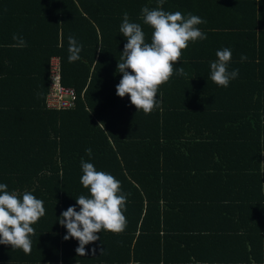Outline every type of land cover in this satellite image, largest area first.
Returning <instances> with one entry per match:
<instances>
[{
  "label": "trees",
  "instance_id": "16d2710c",
  "mask_svg": "<svg viewBox=\"0 0 264 264\" xmlns=\"http://www.w3.org/2000/svg\"><path fill=\"white\" fill-rule=\"evenodd\" d=\"M253 3L249 24L228 10L234 26H197L205 42H189L174 65L188 75L174 71L145 114L116 95L127 43L119 28L126 12L150 43L141 9L158 0H0V184L21 198L31 192L45 208L32 225L31 253L0 244V264H264V13ZM200 4L212 23L226 11L225 0L160 7L202 18ZM13 35L27 46L13 47ZM69 36L82 45L72 63ZM225 48L238 76L221 87L210 63ZM53 57L75 94L70 109L45 107ZM82 160L113 175L127 195L125 230L97 233L84 257L58 223L68 207L79 211L80 195L90 196Z\"/></svg>",
  "mask_w": 264,
  "mask_h": 264
},
{
  "label": "clouds",
  "instance_id": "9594fccd",
  "mask_svg": "<svg viewBox=\"0 0 264 264\" xmlns=\"http://www.w3.org/2000/svg\"><path fill=\"white\" fill-rule=\"evenodd\" d=\"M163 3L164 0H158L157 8L141 9L143 24L153 30L150 43L145 41L141 25L130 22L126 12L119 28L127 43L121 54V62L117 64L122 78L116 86V95L120 98L128 96L131 105L145 114L159 106L157 92L161 85L169 81L174 71L180 76L188 75L183 67L174 69V65L189 42L206 39V34L197 27L206 23L205 20L190 13L185 17L179 11H163L160 7ZM13 40L16 41L13 47L27 46L23 37L13 35ZM68 44V62L72 63L80 59L82 45L72 36L68 37ZM231 56V50L225 48L217 51V60L210 63V79L218 86L227 87L238 76V69L228 70ZM246 59V56L241 57L242 61ZM86 153L91 155V149H87ZM81 168L83 175L80 183L88 189L90 196L80 195L76 199L79 211L75 207H68L61 213L58 223L67 231L63 239L77 240V256L84 257L87 254L85 246L100 239L97 233L119 234L125 230L127 195L121 193V182L113 175L97 171L92 163L83 160ZM44 215L41 199L28 191L21 198L15 192L9 193L6 184H0V244L30 254V237L35 234L32 225ZM95 251L91 250L93 254Z\"/></svg>",
  "mask_w": 264,
  "mask_h": 264
},
{
  "label": "crops",
  "instance_id": "0c3cea01",
  "mask_svg": "<svg viewBox=\"0 0 264 264\" xmlns=\"http://www.w3.org/2000/svg\"><path fill=\"white\" fill-rule=\"evenodd\" d=\"M264 1V0H263ZM225 2H226V11L225 12H223V13H221V14H219L218 12V14L220 15V19H221V17H222V23L220 24V19H218V20H216V22L215 23H212V20H211V12L209 13V11H210V8H208L207 6H205V5H201L200 4V6H198V5H196L195 7H194V10H196V11H200V13H201V15L203 14V17H202V19L203 20H205L206 21V23H203V24H200V25H198L200 28H202L203 26H205V28H209V29H211V27L212 26H224V30L226 29V27L227 26H234L235 25V23H237L238 25H246V24H249V22L247 23V19H248V17H249V12H248V10H249V5L247 4V0H225ZM262 1L261 0H254V11L257 13V11L259 10V11H262L263 13H264V4H263V7H261V5H260V3H261ZM180 3V2H179ZM178 3V4H179ZM186 4V3H185ZM191 6L193 7V3L191 4ZM236 8H235V7ZM228 10H230L231 11V13H230V11L228 12ZM205 13V14H204ZM227 13H230V14H234L235 16V18H236V21H235V23H234V21H232L231 19H229V20H226V16H229L230 14H227ZM260 24L259 25H262L263 26V28H264V18H261L260 19ZM201 31H202V29H200ZM205 31V30H204ZM257 31V30H256ZM258 33L259 32H256V34H255V38L257 39V37H258ZM196 42H198V45H197V48L203 43V42H205L204 40H200V42H199V40H197ZM250 55V54H249ZM233 56V55H232ZM48 109V108H47Z\"/></svg>",
  "mask_w": 264,
  "mask_h": 264
},
{
  "label": "built area",
  "instance_id": "2783aa9c",
  "mask_svg": "<svg viewBox=\"0 0 264 264\" xmlns=\"http://www.w3.org/2000/svg\"><path fill=\"white\" fill-rule=\"evenodd\" d=\"M75 94L72 88L61 83L60 63L57 57L49 62L48 90L45 97V107L48 109L62 110L74 106Z\"/></svg>",
  "mask_w": 264,
  "mask_h": 264
}]
</instances>
